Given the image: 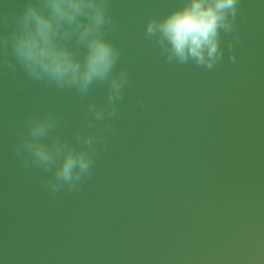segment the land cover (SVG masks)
Masks as SVG:
<instances>
[{
    "label": "water",
    "instance_id": "obj_1",
    "mask_svg": "<svg viewBox=\"0 0 264 264\" xmlns=\"http://www.w3.org/2000/svg\"><path fill=\"white\" fill-rule=\"evenodd\" d=\"M181 3L111 0L108 38L130 83L78 193L48 194L11 145L29 111L62 112L72 137L85 103L0 64V264H264V0H240V42L230 52L222 34L211 70L166 63L144 36L148 18ZM22 4L0 0V34ZM105 95L97 85L90 98Z\"/></svg>",
    "mask_w": 264,
    "mask_h": 264
},
{
    "label": "clouds",
    "instance_id": "obj_2",
    "mask_svg": "<svg viewBox=\"0 0 264 264\" xmlns=\"http://www.w3.org/2000/svg\"><path fill=\"white\" fill-rule=\"evenodd\" d=\"M240 0H182L161 16H152L144 36L158 46L165 62L213 69L224 57L222 34L236 35ZM3 23L9 16L3 14ZM12 27L0 34V64L5 73L22 71L25 79L45 89L75 91L85 103L84 116L72 137L59 129L62 112L25 113L11 151L22 168L43 173L40 184L52 196L82 191L110 137L117 135L119 103L130 83L126 68L118 67L120 48L108 38L114 31L111 0H23ZM228 59L235 62V56ZM103 85L101 103L90 98ZM143 108V98L138 99Z\"/></svg>",
    "mask_w": 264,
    "mask_h": 264
}]
</instances>
